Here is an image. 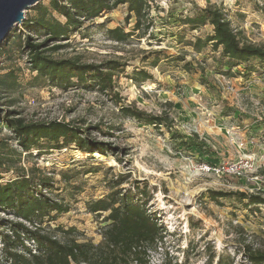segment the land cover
Masks as SVG:
<instances>
[{"label": "rangeland", "instance_id": "obj_1", "mask_svg": "<svg viewBox=\"0 0 264 264\" xmlns=\"http://www.w3.org/2000/svg\"><path fill=\"white\" fill-rule=\"evenodd\" d=\"M58 2L68 6L65 0ZM150 4L152 35L133 36L125 43L106 35L107 28L120 26L128 31L132 27L135 18L127 19L124 5L94 19L79 16L78 30H69L58 41L23 25L43 11L47 17L65 22L66 17L53 8L52 0H39L24 11L25 19L15 24L0 44V107L19 113L26 121L69 122L83 128L81 134L91 141L117 149L90 154L70 143L60 149L45 148L37 155L36 149L31 156L24 152L18 155L15 133L1 126L0 153L11 154L2 157L0 182L36 168L37 178L38 174L51 178L52 187L42 188V192L63 199L68 206V211L55 219H43L45 230L63 241L74 237L78 242L96 245L102 242L108 212L92 213L87 202L106 195L108 182L122 173L128 178L119 187H130L134 181L147 186V207L167 230L163 244L148 251L149 264H164V260L167 264H209L211 253L215 254L213 264L222 254L233 264H250L236 247L250 243L264 251V203L245 207L233 197L213 202L208 190L251 192L257 185L247 178L202 170L201 165L250 157L263 177L256 193L264 196V63L253 61L255 69L248 73L243 64L233 68L238 72L235 76H224L214 72L218 51L208 48L194 52L178 42L176 35L180 32L190 40L194 35L209 33L210 25L190 31L177 19L193 13L196 7L213 4L228 15L241 38L264 44V1L150 0ZM27 36L31 42L42 43L41 48L54 59L72 57L97 63L116 58L126 62L124 72L113 76L120 102L98 91L73 86L62 89L37 79L36 71H31L28 64ZM55 45L59 48L53 49ZM161 49L158 66H149L155 54L150 51ZM179 53L191 62V71L182 68L184 61L162 57ZM145 55L148 58L143 61ZM134 67H144L152 78L137 85L128 78ZM119 104H134L156 115L167 112L172 126L157 127L123 118ZM41 143L45 145L44 140ZM61 172H69L72 182L80 186L79 192L72 193V188L61 180ZM9 220L28 224L12 211L0 209V230L9 232ZM69 228H73L71 234L63 233ZM1 246L0 264H6Z\"/></svg>", "mask_w": 264, "mask_h": 264}, {"label": "trees", "instance_id": "obj_2", "mask_svg": "<svg viewBox=\"0 0 264 264\" xmlns=\"http://www.w3.org/2000/svg\"><path fill=\"white\" fill-rule=\"evenodd\" d=\"M65 1L68 6L59 5L58 0H52L53 8L66 17L65 22L61 23L47 17L46 11H43L41 16L25 21L24 27L37 29L38 32L48 34L49 39L58 41L68 35L69 30H78L79 16L94 19L119 5H124L127 19L135 18L132 27L128 31L120 26L107 28V37L118 43H125L133 36L139 38L146 34L152 35L150 29L153 20L149 18L150 0ZM177 20L190 31L198 30L205 25L212 26L211 31L205 35H194L190 40H186L183 34L177 32L176 38L178 42L191 47L197 53L208 48L212 52L218 51V55L214 56L215 73L232 77L238 73L233 71L235 67L244 64V69L248 73L255 69L253 61L264 63V44L258 45L241 38L240 32L231 26L228 15L213 4L196 7L193 13L179 15ZM25 46L28 48L30 70L36 71L37 79L49 81L62 89L73 86L98 91L108 95L113 102H120L113 76L124 72L126 62L116 58L97 63L83 62L72 57L54 59L47 50L41 48L42 43L31 42L28 36L25 39ZM56 48L59 46L53 47ZM161 51L163 50L150 51L155 54L148 63L149 66H158ZM148 55L143 57V61ZM162 57L171 61H184L182 68L192 70L191 62L184 60V54ZM128 76L137 85L152 78L144 67H134ZM118 111L123 118H133L157 127L172 126V118L167 112L156 115L140 110L134 104H119ZM18 114L0 107V127L5 126L15 133L16 145L20 148V151L16 152L18 155L24 152L31 156L34 149L37 150V155L45 148L60 149L70 143L90 154L94 152L105 154L117 149L116 146H104L102 142L91 141L88 136L81 134L83 128L81 130L69 122L26 121ZM43 140L45 145L41 143ZM10 154L0 153V167L3 165L2 157ZM35 171L36 168L31 167L27 172L22 171L15 177L0 182V209L10 210L16 217L28 223L9 220L7 222L9 232L0 230L1 258L6 264H149L148 251L163 244L167 230L155 213L147 207L150 198L147 186H140L139 181H134L130 187H119L128 178V175L122 173L116 174V179L108 182L109 191L106 195L87 202V208L92 213L108 212L104 217L106 224L101 231L102 242L95 245L91 241L78 242L74 237L66 241L59 239L55 234L47 232L42 222L45 218L53 220L58 214L67 212L68 206L63 199L50 197L42 192V188L52 187L51 178L40 174L37 178ZM60 174L61 180L72 188V193L79 192L80 186L72 182L69 172ZM208 197L213 202H218L220 198L233 197L245 207L264 203V196L240 190H208ZM72 231L73 228H69L63 233L69 235ZM29 242L32 244L29 245ZM236 251L242 254L247 263L264 264V251L252 247L250 243L238 245ZM214 258L213 253L208 256L209 264H213ZM164 264H167L165 260ZM215 264H233V261L222 254L218 256Z\"/></svg>", "mask_w": 264, "mask_h": 264}, {"label": "built area", "instance_id": "obj_3", "mask_svg": "<svg viewBox=\"0 0 264 264\" xmlns=\"http://www.w3.org/2000/svg\"><path fill=\"white\" fill-rule=\"evenodd\" d=\"M241 146L243 143L240 144ZM201 169L211 171L221 176H234L238 178H247L248 181L254 182L257 186L251 192L256 193L260 190L258 185L262 183L263 177L258 173L257 166H254L250 157H238L230 161H223L213 164L201 165Z\"/></svg>", "mask_w": 264, "mask_h": 264}, {"label": "water", "instance_id": "obj_4", "mask_svg": "<svg viewBox=\"0 0 264 264\" xmlns=\"http://www.w3.org/2000/svg\"><path fill=\"white\" fill-rule=\"evenodd\" d=\"M39 0H0V44L15 24L25 19L24 11Z\"/></svg>", "mask_w": 264, "mask_h": 264}]
</instances>
